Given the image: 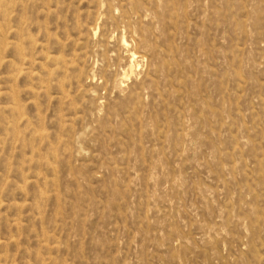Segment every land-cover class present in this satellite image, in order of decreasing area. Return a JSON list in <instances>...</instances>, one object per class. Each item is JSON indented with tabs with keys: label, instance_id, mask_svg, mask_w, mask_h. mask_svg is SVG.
Wrapping results in <instances>:
<instances>
[{
	"label": "rangeland",
	"instance_id": "1",
	"mask_svg": "<svg viewBox=\"0 0 264 264\" xmlns=\"http://www.w3.org/2000/svg\"><path fill=\"white\" fill-rule=\"evenodd\" d=\"M0 264H264V0H0Z\"/></svg>",
	"mask_w": 264,
	"mask_h": 264
},
{
	"label": "bare ground",
	"instance_id": "2",
	"mask_svg": "<svg viewBox=\"0 0 264 264\" xmlns=\"http://www.w3.org/2000/svg\"><path fill=\"white\" fill-rule=\"evenodd\" d=\"M125 42V41H124ZM127 43V42H126ZM123 46H124V44H123ZM126 46H128V45H126ZM125 47V46H124ZM130 56V55H129ZM131 63L130 64H132V66H131V70H132V72H133V69H134V67H136V62H137V54H136V52L135 53H133L132 55H131ZM129 64V65H130Z\"/></svg>",
	"mask_w": 264,
	"mask_h": 264
}]
</instances>
